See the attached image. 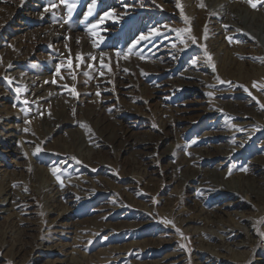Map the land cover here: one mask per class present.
<instances>
[{
	"label": "rangeland",
	"instance_id": "rangeland-1",
	"mask_svg": "<svg viewBox=\"0 0 264 264\" xmlns=\"http://www.w3.org/2000/svg\"><path fill=\"white\" fill-rule=\"evenodd\" d=\"M188 12L183 0H0V185L18 180L0 264H264V198L183 180L238 173L264 192V59L232 26L214 55L203 32L220 19ZM41 87L66 107H40ZM81 134L90 154L66 153ZM38 177L61 190L54 210ZM204 216L243 260L217 234L211 248L196 240Z\"/></svg>",
	"mask_w": 264,
	"mask_h": 264
},
{
	"label": "bare ground",
	"instance_id": "bare-ground-1",
	"mask_svg": "<svg viewBox=\"0 0 264 264\" xmlns=\"http://www.w3.org/2000/svg\"><path fill=\"white\" fill-rule=\"evenodd\" d=\"M183 1L189 6L188 14L190 15L191 18H194L195 20L220 19L219 24L217 23V25L221 27L219 33L210 34L207 31L203 32V37H204V40L206 41L208 51L212 52L214 55H217L220 50L219 49L220 45H224V50H222V53H225L226 55V52L228 51L227 48H229L227 47L229 45V40H231V38L233 37V34H235L234 31H228L226 27L232 26L234 27V29L238 30L239 34L243 32L246 33V31H248L247 33L248 38H251L255 44H258L260 54L262 55L264 59V13L260 11L259 9L252 8V4L253 3L255 4L256 2L250 3L248 1L247 3L249 5L246 3L245 4L246 6L244 9L234 11L233 7H236V5L239 4L241 1L235 0L233 4H229L228 0H205L208 3L209 7H208V10H205L204 15H202L197 10L198 0H183ZM256 18L260 20V23H258V25L253 23V22H256ZM236 23H238L237 26H236ZM185 73L189 76L196 74L194 71H187ZM50 88L41 87L38 89H34V92L40 93L36 95L35 97L33 96L35 99L39 98L38 104L40 107H42L46 101L51 102L54 107H57L58 104L63 103L60 100L62 97L60 99H56L54 95L52 96L48 95L49 91L51 90ZM60 107L64 109L66 107V104L63 103L61 104ZM44 122H46V124L49 125V127H51L52 124H56L58 121L55 123H52L51 121H48L47 119ZM62 122H67V121L64 120ZM243 126L244 125L239 126L237 128V132L239 133L242 132L241 128ZM235 140H238V139H235ZM2 142L4 143L5 141L2 139ZM71 142L72 144L70 143V145L66 147L65 149L66 153L73 154V150L74 151L76 150L77 154L79 155L82 153L90 154L91 141H90L89 136L81 134L77 136L75 139H73V141ZM232 149L233 147H228V150L225 153L228 155L234 154V151ZM203 178L201 175L199 177L197 173L185 174L183 176L184 182L192 181L193 183H197V186L199 187H205V186L210 187L211 185L214 187V189L216 188V186H221L219 189H223L224 191L229 192V194L232 196H234V194H237L238 192L240 193L249 192L250 194L251 193L259 194L264 198V192L261 190V188L258 185L254 183H249L247 181H242V184H240L241 176L238 173L227 175V178L224 180H216L213 177H210L206 180H205V177ZM38 180L45 182V185L38 187V192L39 194H41L43 198L44 205L54 210V208L58 207L59 205L58 200H60L61 190L57 188V185L54 184L53 180L51 181L49 177L48 178L38 177ZM17 182L18 180L12 177L7 178L4 176L2 178V184L0 185V211L6 210L5 206L8 203H10L6 200V197L3 198V195L8 194V192L13 190L14 188H17ZM65 212H66L65 209H62V214ZM175 214H176L175 218L179 216L178 212ZM203 219L205 220V225L201 228L200 231L196 233V240L201 245L203 246L206 245L207 247H210L212 245L211 240L214 238L215 234H217L218 238L215 237L216 238L215 240L219 241L218 245L221 248H224V250L230 252V254H232L233 257H235L237 260H243L242 258L243 255L236 253V251L233 248L229 247V243L230 241H232L231 240L232 234L222 232L221 231L222 226H220L214 221H210L209 219H207V217L204 216ZM233 227H237V228L241 227L249 234V236H253L252 233H249L251 231L249 230L250 229L249 226L243 224V222L241 221H236ZM233 237H235V234L233 235ZM80 263H81V260L80 261L78 260L77 264H80Z\"/></svg>",
	"mask_w": 264,
	"mask_h": 264
},
{
	"label": "snow or ice",
	"instance_id": "snow-or-ice-1",
	"mask_svg": "<svg viewBox=\"0 0 264 264\" xmlns=\"http://www.w3.org/2000/svg\"><path fill=\"white\" fill-rule=\"evenodd\" d=\"M249 2L251 3V0H249ZM252 7L255 8V7H256V4L253 3V4H252ZM141 39H145V37L142 36ZM193 39H195V38H193ZM53 171H54V173H55L56 170L54 169Z\"/></svg>",
	"mask_w": 264,
	"mask_h": 264
}]
</instances>
